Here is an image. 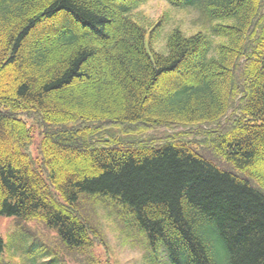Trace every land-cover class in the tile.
<instances>
[{"label": "trees", "instance_id": "16d2710c", "mask_svg": "<svg viewBox=\"0 0 264 264\" xmlns=\"http://www.w3.org/2000/svg\"><path fill=\"white\" fill-rule=\"evenodd\" d=\"M146 1L0 0V216L87 253L99 196L171 264H264V0H153L206 28L165 52Z\"/></svg>", "mask_w": 264, "mask_h": 264}, {"label": "rangeland", "instance_id": "374dc122", "mask_svg": "<svg viewBox=\"0 0 264 264\" xmlns=\"http://www.w3.org/2000/svg\"><path fill=\"white\" fill-rule=\"evenodd\" d=\"M138 12L152 27L162 22L159 33L155 34L156 47L161 52H165L169 34L175 27L188 35L206 33L199 12L176 10L166 1L148 0ZM150 37L149 31L148 41ZM80 206L87 222L102 234L105 246L96 245L87 253H74L62 243L57 230L41 221L0 216V238L5 242L0 264H87L91 257L101 264H171L163 246L156 249L151 246L128 205L84 195Z\"/></svg>", "mask_w": 264, "mask_h": 264}]
</instances>
